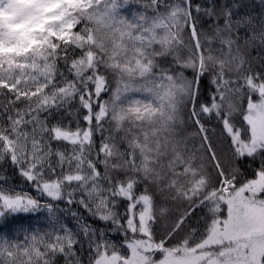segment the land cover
Segmentation results:
<instances>
[{
	"label": "snow or ice",
	"instance_id": "1",
	"mask_svg": "<svg viewBox=\"0 0 264 264\" xmlns=\"http://www.w3.org/2000/svg\"><path fill=\"white\" fill-rule=\"evenodd\" d=\"M0 264H264V0H0Z\"/></svg>",
	"mask_w": 264,
	"mask_h": 264
},
{
	"label": "trees",
	"instance_id": "2",
	"mask_svg": "<svg viewBox=\"0 0 264 264\" xmlns=\"http://www.w3.org/2000/svg\"><path fill=\"white\" fill-rule=\"evenodd\" d=\"M250 3H254L257 5V7H259V0H249ZM252 56H255L256 53L253 51ZM209 128H214L215 129V132L212 134V139L213 141L216 142L217 144V147L219 148L220 147V143H219V139H218V134H219V129L216 127V124L215 122H211L207 125ZM195 128L194 127H188L187 130H186V134H189V135H193L195 134ZM195 144L196 147H199V137H195L194 139H190L189 140V147H192V145ZM254 167V165H253ZM17 222L16 221H13L11 222V224L7 227H5L4 231H8L10 227H12L13 225H15ZM23 223L25 224V226L28 225V223H35L34 221H31L30 219L28 218H25L23 220ZM116 239H119L120 237L119 236H116L115 237Z\"/></svg>",
	"mask_w": 264,
	"mask_h": 264
}]
</instances>
